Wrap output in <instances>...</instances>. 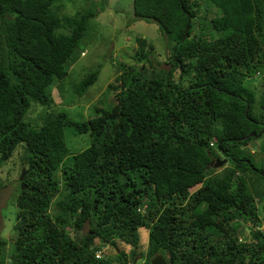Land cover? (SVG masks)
Segmentation results:
<instances>
[{
	"label": "trees",
	"instance_id": "trees-1",
	"mask_svg": "<svg viewBox=\"0 0 264 264\" xmlns=\"http://www.w3.org/2000/svg\"><path fill=\"white\" fill-rule=\"evenodd\" d=\"M66 4L0 0V166L19 154L26 169L0 264H131L141 226L145 264L157 254L168 264H264V167L240 150L264 134V95L246 85L264 72V0H133L134 19L165 39L168 67H154L136 37L133 63L119 62L108 84L113 102L86 121L51 96L97 15ZM96 79L89 73L76 93ZM32 104L38 123L24 119ZM68 128L89 145L71 151ZM220 154L229 165L216 171ZM238 220L252 224L250 241H239ZM104 244L114 255L96 257Z\"/></svg>",
	"mask_w": 264,
	"mask_h": 264
},
{
	"label": "rangeland",
	"instance_id": "rangeland-1",
	"mask_svg": "<svg viewBox=\"0 0 264 264\" xmlns=\"http://www.w3.org/2000/svg\"><path fill=\"white\" fill-rule=\"evenodd\" d=\"M67 1L63 11L73 14L84 5H92L97 10V15L91 19L90 26L79 42L77 49L72 55V60L67 62V75L51 88L55 106L58 110L67 113L68 117L74 121H86L94 115L96 106L109 107L113 102V93L108 90V84L113 82L119 73L118 63H133L132 55L137 46L136 37H144L148 49L151 51V59L156 68H167L168 51L166 41L162 37L158 26L154 22H148L133 17V0H63ZM203 4V2H202ZM201 4V9H202ZM103 8V9H102ZM211 11L201 10L207 15V19L214 16V8L208 7ZM83 52V53H82ZM91 72H97V79L81 95L76 93V87ZM246 85L253 89L255 99L258 100L264 95V72L252 77ZM58 84L62 87L60 90ZM34 104L24 118L32 123L40 122L38 110L34 111ZM257 141L242 147L243 155L252 159L254 165L259 168L264 167V134ZM66 142L69 149L78 152L89 145V135L77 134L69 128L66 129ZM257 144V145H254ZM238 150V152L240 151ZM237 152V149H236ZM19 153V152H18ZM219 158H223L220 154ZM215 163V162H214ZM225 163V162H224ZM19 154L14 155L5 164L0 166V238L7 240V248L12 247L11 241L15 238L13 224L17 207L14 202L17 193L19 172ZM217 166L216 171L223 167ZM258 212L262 217L264 212V201L257 202ZM239 221V220H238ZM238 237L241 242L251 240L250 222L239 221ZM263 228V227H262ZM148 228L141 226L138 228V255L146 258L145 251L148 241ZM101 256L114 255L115 249L110 245L100 246ZM119 247L128 251L129 246L119 244ZM150 261V259L148 260Z\"/></svg>",
	"mask_w": 264,
	"mask_h": 264
},
{
	"label": "water",
	"instance_id": "water-1",
	"mask_svg": "<svg viewBox=\"0 0 264 264\" xmlns=\"http://www.w3.org/2000/svg\"><path fill=\"white\" fill-rule=\"evenodd\" d=\"M224 161L225 160L217 159L216 162L213 164V166L214 167L220 166L224 163ZM25 173H26V169L23 167L18 177L22 189L25 188L23 182V176L25 175ZM151 264H168V263L164 260L161 254H157L151 259Z\"/></svg>",
	"mask_w": 264,
	"mask_h": 264
},
{
	"label": "clouds",
	"instance_id": "clouds-1",
	"mask_svg": "<svg viewBox=\"0 0 264 264\" xmlns=\"http://www.w3.org/2000/svg\"><path fill=\"white\" fill-rule=\"evenodd\" d=\"M82 53H83V52H82ZM218 159H220V158H218ZM220 160H221V159H220ZM223 160H225V159H223ZM215 162H216V161H215ZM220 166H222V165H220ZM128 251H129V249H128ZM96 253L99 254V256H96V257H100V256H101V250L96 251V252H95V255H96ZM139 257H140V256L138 255L133 261L131 260L130 263H131V264H145V260H146V258L143 257L142 259H139ZM153 257H154V256H153ZM153 257H152V258H153ZM162 257H163V256H162ZM152 258H151V259H152ZM164 260H165V259H164ZM165 261H166V260H165ZM150 263H151V261H150Z\"/></svg>",
	"mask_w": 264,
	"mask_h": 264
},
{
	"label": "built area",
	"instance_id": "built-area-1",
	"mask_svg": "<svg viewBox=\"0 0 264 264\" xmlns=\"http://www.w3.org/2000/svg\"><path fill=\"white\" fill-rule=\"evenodd\" d=\"M96 256H99V254H98V253H96Z\"/></svg>",
	"mask_w": 264,
	"mask_h": 264
}]
</instances>
